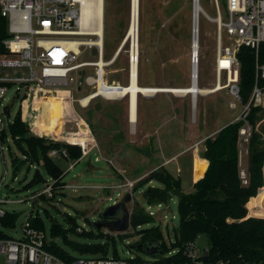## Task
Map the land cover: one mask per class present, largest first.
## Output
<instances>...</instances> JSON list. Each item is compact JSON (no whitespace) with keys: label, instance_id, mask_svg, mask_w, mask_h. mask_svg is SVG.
<instances>
[{"label":"rangeland","instance_id":"374dc122","mask_svg":"<svg viewBox=\"0 0 264 264\" xmlns=\"http://www.w3.org/2000/svg\"><path fill=\"white\" fill-rule=\"evenodd\" d=\"M216 2H218L222 19H226L225 0H199L202 9L211 17L216 15ZM103 7V58L108 60L120 48L117 57L113 58V62L105 66V82H103L110 85H125L129 80L131 39L122 42L130 21L131 0H104ZM140 8L138 20L139 83L157 86H188L190 83L193 0H141ZM205 12L201 10L198 18V86L200 88L212 86L215 81L214 59L217 50V26L213 20L207 18ZM71 37L87 38L88 36ZM80 49L81 53L78 59H96V53L92 49L83 46ZM85 70L86 74L96 75L95 69L92 67H86ZM224 81V76H222L221 82ZM16 88L17 85H13L6 91L2 107L8 104L10 119L19 109L20 114L29 120L31 114L25 111V105L29 104L30 96L23 99L22 93L17 94L15 91ZM94 88V85H83L80 90L72 85L50 87V94L65 91L72 93L74 97H79ZM228 99H234V97L226 88L197 95L194 107L189 94L180 98H174L171 93H163V91L148 98L140 95L137 133L133 132L134 129L132 131L135 121L132 122V125L129 124L130 119L128 121L127 96L122 98L95 96L86 107H80L75 102L74 107L77 112H68L64 115L62 129L64 132H77L78 127L73 120L76 117L83 118L92 127L89 126L90 131L87 133L89 137L84 141V146L88 143L91 150L71 166L70 164L73 163L71 160L67 161L60 157L55 159L56 163L64 170L63 180L67 184L61 190L62 193L56 195L55 198L43 200L38 197L37 192L45 187L43 182L24 188L23 185L32 178L35 167L30 165L27 168V164H24L14 176L8 150L5 146L0 150V199L5 200L0 203V206L6 211L18 213L13 228H4L1 225L0 228L10 236L19 237L25 217L38 212L44 219L46 237L50 240L52 237L49 234V217L65 224V216L70 215L75 218L81 226L80 228H93L96 231V227L93 226L94 222L102 220L101 213L104 209L119 201L125 193L126 186L118 187L116 185L124 183L125 177L132 180L145 177L150 170L158 167L161 163L163 164L166 159L169 160L166 164L164 163L165 167L173 176L180 177L181 189L185 192L191 191L194 179L202 177L206 159L201 156V152H199L200 156L193 155L194 150H191L190 147L183 150L188 144V141L183 138V133L189 132L190 129L193 131L200 129L201 135L207 134L225 123L226 120L238 116L242 109L241 104L235 100L237 106L232 109L228 106ZM41 100L42 96L35 98L36 107ZM202 112L204 116L201 115ZM179 116L183 118L185 128L183 127L181 131L173 130V134L168 133V130L177 123ZM262 117H264V112ZM193 118L194 120H192ZM141 123H144L148 127L147 130L151 132V146L145 139L139 138ZM257 128L258 131L263 132L264 137L263 118L259 119ZM70 134L69 141H75V134ZM9 141L11 142V140ZM202 146L203 144L198 147L199 150ZM11 149L15 150L13 145ZM245 156L246 154H243V164ZM39 169L41 172L44 171L42 166ZM151 185L161 186L156 181L144 182L133 192L131 201L127 203V208L131 214L133 209L137 208L136 200L147 211H152L154 220L144 223L140 227L158 225L163 240L169 245L175 238L174 233H179L176 231L179 224L177 196L173 194L167 203L148 204L142 193ZM262 187H259L260 190ZM34 194H36L35 197H33ZM253 202L258 209H262L263 203L260 197H256ZM105 230V228H101L100 232L106 234ZM131 232L128 229L127 233ZM69 237L80 242L93 240H86L76 235ZM115 237V247L121 257L138 255L146 258L149 256L144 250L130 246V243L139 239L138 234ZM54 240L74 257H78L80 254H99L96 251L77 252L64 243L60 237H56ZM194 242L200 252L209 246L208 238L204 233L199 234ZM109 249H112V246Z\"/></svg>","mask_w":264,"mask_h":264},{"label":"built area","instance_id":"2783aa9c","mask_svg":"<svg viewBox=\"0 0 264 264\" xmlns=\"http://www.w3.org/2000/svg\"><path fill=\"white\" fill-rule=\"evenodd\" d=\"M82 5L81 0H0V132L7 127L10 119L5 114V107L9 106L6 104L2 107V103L6 91L13 85H17L15 91L17 94L22 93L23 99L30 96L29 104L25 105V111L31 114L29 120L24 118L23 115L21 117L28 123L31 133L68 143L72 142L55 138L51 134L52 132L44 133L39 130L38 126L42 120V111L40 107L37 108L34 105V99L38 96L59 95V92L50 94V87L72 85L80 90L83 85H94L95 88L92 91L79 97H74L72 93L64 91V104L68 107L66 110L74 113L77 112L74 107L75 102L80 107H86L95 96L105 97L98 94L100 69H102V79L105 82L104 68L110 60L117 57V54L115 52L110 60L103 58L104 39L102 38L103 44L101 47L97 42L99 35L91 32L96 25V19L91 15H83ZM215 9L216 15L214 17L209 16L202 9L207 18L213 20L217 26L214 83H221V88L216 91L226 88L234 97V99H228L230 108H236V101L242 106L240 114L234 120H243V125L238 130V161L241 165L239 176L242 183L246 184V169L242 163L243 154L247 153L246 144L252 129L246 117L251 105L262 106L263 109L259 114L264 112V84L261 83V81H264V63L258 61L259 45L264 42V0H225L226 19L221 17L218 2H216ZM71 36L88 37L72 38ZM242 45L253 48L255 52L254 83L246 103L242 102L238 87L240 63L236 54ZM81 46L92 49L96 53V59H78ZM100 59H104L102 65L99 63ZM131 62L132 56L130 53L129 74ZM86 67L94 68L96 75L86 74ZM222 76H224V82H221ZM189 79V85L195 84L198 86V37L196 38V44L194 39L191 43ZM208 93L192 91L179 94H189L194 102L198 94ZM86 96L89 99L87 102H83L82 98ZM73 122L78 127V131L81 129V122H84L88 131H90L88 123L83 118L76 117ZM65 133L74 132L65 131ZM76 144L81 146L82 155L88 154L91 150L88 143L85 146L80 143ZM49 155L52 157L65 156V151L58 152L52 149L49 151ZM73 164L75 162L71 163L70 166ZM54 181L48 179L45 187L37 192L38 196L41 193L51 196ZM135 182L136 180L126 179L124 183L116 186H126L125 192H131ZM65 186H67L66 183L62 188H65ZM4 201V199H0V203ZM6 212L0 206V217L4 216ZM148 213L153 215L152 211H148ZM30 216L25 217L21 227L22 233L19 237L10 235L0 237V264H264L263 262L235 263L224 259L210 260L209 248L206 247L200 252L194 240L186 241L181 247L171 248L166 253L148 254L149 256L146 258L140 256V261H136L137 255L115 258L111 254L103 255L99 253L80 254V256L66 262L44 248V243L50 239H47L45 230L31 226ZM128 229L134 231L130 222L125 231H105L117 235L127 233ZM172 254H177L178 259L168 263L163 261L165 257ZM204 256H207V258L203 259Z\"/></svg>","mask_w":264,"mask_h":264},{"label":"trees","instance_id":"16d2710c","mask_svg":"<svg viewBox=\"0 0 264 264\" xmlns=\"http://www.w3.org/2000/svg\"><path fill=\"white\" fill-rule=\"evenodd\" d=\"M139 4L141 5V0H139ZM140 12L141 8L139 14ZM236 55L240 63L239 94L242 102L246 103L254 83L255 52L253 48L242 45ZM258 61L264 63V42L259 45ZM261 83L264 84V81ZM62 93L65 95L64 91ZM64 102L65 97L56 101L52 131L43 129L42 120L38 127L44 133L52 132L51 134L55 138L69 141L71 134L62 130L63 117L68 113L66 110L68 107ZM34 105L36 106L35 99ZM39 107L40 105L37 108ZM262 109V106L251 105L246 117L252 128L246 144L247 153L244 164L242 163L246 169V184L242 183L239 176L241 165L238 161V130L243 125L242 119L229 122L213 136L204 139L201 156L207 159L208 163L202 177L193 183L191 191H183L179 176H173L163 165L151 170L145 177L136 180L133 184L132 194L144 182L156 181L161 184V186L151 185L143 191V197L148 204L167 203L173 194L177 196L179 224L176 231L179 233H174L175 238L169 245L163 240L158 225L140 227L144 223L153 221L154 218L143 205L135 200L137 208L133 209L129 219L130 225L134 228L132 233L104 234L100 232L101 228H97L94 224L96 231L93 228H82L79 231L77 228L80 225L73 216L66 215L65 224L49 217V234L52 239L44 243V248L66 262L71 261L74 256L68 254L54 240V238L60 237L64 243L77 252L96 251L103 255L111 254L115 258H119L120 254L115 247V236L126 237L138 234L139 239L130 243L131 247L138 249V244H141L143 248L159 244L160 250L166 253L171 248L181 247L186 241H193L199 234L204 233L208 238L210 260L224 259L235 263H264V217H257L264 216V186L258 191V188L263 185L264 165V137L263 132L258 131L257 128L259 119H264L262 114H259ZM5 114L9 119V107H5ZM89 126L91 127L90 124ZM80 128V131L73 133L76 137L72 143L38 136L31 133L28 123L22 119L18 109L14 117L9 119L7 127L0 132V141L2 142L0 150L4 146L8 150L14 176L24 164H27V168L30 165L35 167L32 178L23 185L24 188H29L35 183L46 184L48 179L55 180L51 196L42 193L38 196L43 200L53 199L62 193L61 190L65 184L64 170L56 163L55 159L60 157L77 163L81 157L85 156L82 155L81 146L76 143L84 146L85 139L89 137L88 129L85 126ZM12 145L16 151H12ZM52 149L58 152L64 150L65 156H50L49 151ZM40 166H42L43 172L40 171ZM256 197L262 199V209H258L254 204L253 200ZM247 208L251 216H247ZM45 211L47 212V210ZM17 217V212L7 211L4 216L0 217V225L4 228H13ZM30 224L37 229L45 230L44 219L38 212L30 216ZM70 235L99 241L80 242L70 238ZM104 235L106 237H101ZM7 236L8 234L0 228V237ZM110 246L112 249H109ZM177 259V254H172L165 257L163 261L168 263ZM136 261H140V256H136Z\"/></svg>","mask_w":264,"mask_h":264},{"label":"bare ground","instance_id":"6f19581e","mask_svg":"<svg viewBox=\"0 0 264 264\" xmlns=\"http://www.w3.org/2000/svg\"><path fill=\"white\" fill-rule=\"evenodd\" d=\"M83 5V15L93 16L96 19V25L93 27V33L99 35L98 43L103 44L104 33H103V12H104V0H81ZM194 7L197 10V15H195L196 27H197V37H198V18L199 13L202 10V7L199 4V0L194 2ZM138 20H139V0H131V8H130V21L127 28V39H131V56L132 62L130 65V74H129V66H128V82L124 85H110L105 84L102 80V69H100L101 76L99 78V89L98 94H102L107 98H122L128 97V115L130 121L134 123L136 120V106H137V98L138 94H152L156 91H164L179 94V93H188L192 91H200L201 93L215 92L217 89L221 88V83L216 82L214 85L200 88L199 86L188 85V86H157V85H141L138 83V60H139V38H138ZM103 38V39H102ZM194 43L196 44V39H194ZM74 45V43H72ZM75 47V46H74ZM120 49V48H119ZM119 49L116 50V54L118 55ZM113 57V56H112ZM111 57V58H112ZM109 58L108 60H110ZM115 58V57H114ZM104 59H100L99 63L102 65ZM113 59L110 60L108 64L112 63ZM64 98V95L59 92V95H48L42 96V100L39 103L41 108V116H42V125L45 131H52L54 128V112L56 108V101L58 99ZM89 99L88 96L83 97L82 101L87 102ZM87 125L84 122H81L80 127ZM88 129V128H87ZM133 129V125H132Z\"/></svg>","mask_w":264,"mask_h":264},{"label":"water","instance_id":"95a60500","mask_svg":"<svg viewBox=\"0 0 264 264\" xmlns=\"http://www.w3.org/2000/svg\"><path fill=\"white\" fill-rule=\"evenodd\" d=\"M194 2L197 0H193V18H192V39L197 38V27L195 15H197V10L194 7ZM127 39V35L123 39L124 43ZM260 189V188H259ZM258 189V190H259ZM132 199V193L125 192L121 199L109 206H107L104 211L101 213V217L103 220L95 221L94 226L97 228H105L109 232H122L125 231L129 226L130 219V210L127 208V203ZM138 249L144 250V252L154 255L159 254L162 251L159 249V244L149 245L146 247H142L141 244H138ZM203 259L207 258V256L202 257Z\"/></svg>","mask_w":264,"mask_h":264},{"label":"crops","instance_id":"0c3cea01","mask_svg":"<svg viewBox=\"0 0 264 264\" xmlns=\"http://www.w3.org/2000/svg\"><path fill=\"white\" fill-rule=\"evenodd\" d=\"M137 79H138V77H137ZM175 87H180V86H175ZM160 92V91H159ZM159 92H156V93H152V94H147V95H142V94H139L138 95V98H137V106H136V120H135V123H134V127H133V129H134V131H133V129H132V131L133 132H138V129H137V124H138V122H139V96L141 95V96H143V97H145V98H148V97H153L154 95H156L157 93H159ZM163 93H171V92H164L163 91ZM172 94V96H174V98H180V97H182V96H185V95H183V94H175V93H171ZM198 95H202V94H198ZM190 99H191V97H190ZM196 100V99H195ZM195 100H194V102L192 101V99H191V104H192V106L194 107V105H195ZM182 111V110H181ZM127 115H128V110H127ZM201 115H203L204 116V113L202 112L201 113ZM236 117V116H235ZM234 117V118H235ZM234 118H231V119H229V120H226V122L225 123H223L222 125H220L219 127H217V128H215V129H213L212 131H210L209 133H207V134H203V135H201V131H200V129L198 130V129H196V131H193L192 129H190L189 130V132H184L183 133V138L186 140V141H188V144L186 145V147L183 149V150H186V149H188L189 147H190V149L191 150H194V153H193V155H199V152H201L202 150H203V148H204V144H203V142H204V139L205 138H207V137H210V136H213L220 128H222L223 126H225L226 124H228L229 122H231V121H233L234 120ZM192 120H194V118L192 119ZM128 121H129V115H128ZM129 124L130 125H132V121H129ZM141 126L139 127V135H140V137L139 138H141V139H145L148 143H149V145L151 144V140H150V136H151V132H149V130H147L148 129V127H146L145 125H144V123H141L140 124ZM185 124H184V120H183V118L181 117V116H179V118L177 119V123L175 124V125H173V128L172 129H170V130H168V133H170V134H173V130H178V131H181V129L184 127L185 128V126H184ZM94 136V135H93ZM94 139H95V137H94ZM95 141H96V139H95ZM201 144H203V146H202V148H201V150H199V146H201ZM151 146V145H150ZM151 148V147H150ZM149 148V149H150ZM151 150V149H150ZM175 155V154H174ZM200 156V155H199ZM172 157H174V156H172ZM169 159H166L165 160V164H166V162L168 161ZM162 164L161 163V165H163L164 167H165V164ZM207 163H208V161H207V159H206V166H205V168H204V170L206 169V167H207ZM159 166H160V164H159ZM153 169H155V168H153ZM152 169V170H153ZM151 171V170H150ZM178 171H180L179 169H178ZM203 173H204V171H203ZM203 173H202V175H203ZM141 176V175H140ZM142 178V177H141ZM180 178V177H179ZM200 178V177H199ZM199 178H196V179H194V181L193 182H195L196 180H198ZM125 179H130V180H132L131 178H129V177H125ZM263 185H264V165H263ZM262 185V186H263ZM261 186V187H262ZM192 189H193V185H192ZM248 210V209H247ZM247 216H251V214L249 213V211L247 212Z\"/></svg>","mask_w":264,"mask_h":264},{"label":"flooded vegetation","instance_id":"af4514ba","mask_svg":"<svg viewBox=\"0 0 264 264\" xmlns=\"http://www.w3.org/2000/svg\"><path fill=\"white\" fill-rule=\"evenodd\" d=\"M103 220V219H102Z\"/></svg>","mask_w":264,"mask_h":264}]
</instances>
